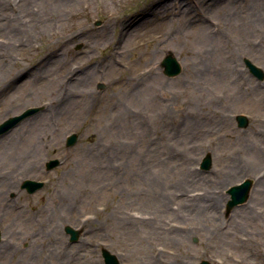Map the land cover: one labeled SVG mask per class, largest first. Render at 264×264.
<instances>
[{
	"label": "rangeland",
	"instance_id": "374dc122",
	"mask_svg": "<svg viewBox=\"0 0 264 264\" xmlns=\"http://www.w3.org/2000/svg\"><path fill=\"white\" fill-rule=\"evenodd\" d=\"M55 1L0 0V123L36 108L0 135V264H105L104 248L122 264H264V77L245 63L264 71V0H179L218 31L215 48L198 24L161 19L162 10L121 35L92 2L75 17L87 25L84 40L69 41L55 62L109 55L103 35L128 51L86 96L57 94L39 69L49 39L58 41L49 34ZM158 1L170 0H121L117 11L142 18ZM170 53L181 65L173 76L162 65ZM224 61L239 79L231 70L208 78L207 94L186 82V63L223 72ZM150 66L152 77L139 79ZM246 178L247 200L229 209L228 188ZM25 179L45 183L30 193ZM67 225L80 230L76 241Z\"/></svg>",
	"mask_w": 264,
	"mask_h": 264
},
{
	"label": "bare ground",
	"instance_id": "6f19581e",
	"mask_svg": "<svg viewBox=\"0 0 264 264\" xmlns=\"http://www.w3.org/2000/svg\"><path fill=\"white\" fill-rule=\"evenodd\" d=\"M79 1L80 0H56L53 3V7L51 8V11H54L53 15L54 18H56V23L51 28L52 33L49 34L51 37L57 36L58 41H52L51 39H49L50 44H52L53 42L56 44L50 51V56L48 57L49 60L47 61V63L43 66L42 64H40L41 67L39 69L41 70L44 77L49 80V88L59 95L77 94L79 96H86L90 93H93L94 91L92 89L95 81L107 76L110 70H113L116 67H123V57L127 53L128 49L123 48L122 46L117 47V45H115L116 41H114V39L112 40L110 38H107V36L105 35H103V38H105L104 45L112 46L111 53L109 55L95 59L96 56L93 53H89L87 57L81 61H74L73 59H70L65 55V57L62 58L59 56L60 61L58 63L55 62V58L68 49L69 41H72L73 39L84 40V38L81 37L86 36L84 30L87 29V25L79 21L75 22V17H79L80 15H82L85 9L93 8V3H95L96 7H98L101 11L107 13V18L110 22L113 23V25H117L120 27L121 35L132 33L134 31V27L139 22L147 21L150 17L155 16L158 11L162 10L161 19H170L173 22L175 21V15L178 14L181 19L187 18V22L189 24H198L197 26H192V29L195 28L196 32H198V35L201 36V38H203L204 40L208 39L212 43V48H215L214 45L217 42V37L219 36L218 31H215V33L212 32L214 28L212 24H210L209 20H207L203 16L200 17L197 14L193 15L192 9L179 0L158 1V6L155 8L152 7L148 11L146 10L142 18H140L139 16H120L117 9L118 4L121 0H88L87 2H85V6L82 5L81 8H79ZM209 1L210 0H203V3H207ZM213 1L216 2L220 0ZM233 19L235 20V18ZM158 39L159 36H156L154 39V41L157 42L155 45V49L153 50L154 53L160 52V49L162 47L161 44L163 43V41L158 42ZM85 41L89 46H91L87 40ZM240 43L242 44L243 42H239V44ZM244 44L250 46L248 42ZM230 55H232V53H230ZM50 60H52V63ZM186 64L187 66L185 68H190V77L186 76V82L192 85L190 87L194 86L193 88L194 90H196V92L201 91L202 93L207 94V92L210 91L208 78L213 80H221L220 76L223 75V77L225 78L228 70L229 72L231 70V73H233L232 75L235 79L240 78V71H237L238 65H234V61L233 63L224 61L223 64L225 65V69L223 72L218 68L210 70L209 68H204L196 63H194L193 65H190L189 63ZM233 65L235 70L233 69ZM155 71L156 67L150 66L147 71L141 73V75L138 74V78L141 80L151 78L152 74H154L153 72ZM36 75L39 77V72ZM152 86L153 85L150 84L149 87ZM139 91H142V89H140ZM157 95L158 93H156V91L153 92V96ZM8 145H11V143L9 142L8 144L3 145L4 150H8L6 149L8 148ZM249 170L250 169H248L247 171Z\"/></svg>",
	"mask_w": 264,
	"mask_h": 264
},
{
	"label": "water",
	"instance_id": "95a60500",
	"mask_svg": "<svg viewBox=\"0 0 264 264\" xmlns=\"http://www.w3.org/2000/svg\"><path fill=\"white\" fill-rule=\"evenodd\" d=\"M246 66L249 68L250 72L257 76L258 78L262 79L264 77V71L261 67L253 63L249 59H245ZM162 65L164 67V72L168 74L169 76H173L178 74L181 71V65L178 62L177 58L172 54H168L164 57L162 60ZM36 111L35 107L28 108L24 110L22 113L14 116H10L6 120H4L2 123H0V135L5 134L6 132L10 131L12 128H14L19 122H21L24 118H26L28 115L32 114ZM238 124L239 126H246L248 123L247 116L244 114H240L238 117ZM78 140V134L72 133L67 137L66 143L69 146L74 145ZM60 163L59 159H51L47 163V168L51 169L57 166ZM212 164V157L210 153L206 154L202 161V167L203 168H209ZM252 180L249 178L244 179L238 184H235L231 186L227 192L230 194V198L227 204V207L230 209L231 207H234L240 203H243L247 200L250 190L252 188ZM44 182L38 181V180H32V179H26L22 183V188H26L28 192L33 193L36 190L43 187ZM65 230L68 234H70V239L72 241H76L80 237V230L73 228L70 225H67L65 227ZM1 231H0V239H1ZM102 255L104 257V261L106 264H121L117 258V256L109 251L108 249L104 248L102 249ZM198 264H213L209 262L208 260H202Z\"/></svg>",
	"mask_w": 264,
	"mask_h": 264
}]
</instances>
